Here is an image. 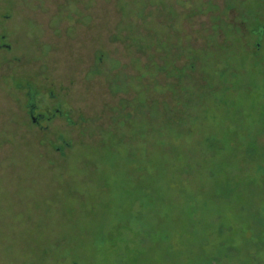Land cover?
Returning a JSON list of instances; mask_svg holds the SVG:
<instances>
[{
	"label": "rangeland",
	"instance_id": "374dc122",
	"mask_svg": "<svg viewBox=\"0 0 264 264\" xmlns=\"http://www.w3.org/2000/svg\"><path fill=\"white\" fill-rule=\"evenodd\" d=\"M0 264H264V0H0Z\"/></svg>",
	"mask_w": 264,
	"mask_h": 264
},
{
	"label": "water",
	"instance_id": "95a60500",
	"mask_svg": "<svg viewBox=\"0 0 264 264\" xmlns=\"http://www.w3.org/2000/svg\"><path fill=\"white\" fill-rule=\"evenodd\" d=\"M30 104L33 106V103L32 102ZM31 115H32V118H33V122L35 124H39L40 121H41V119L44 118V117L35 118L34 115H33V113H31Z\"/></svg>",
	"mask_w": 264,
	"mask_h": 264
},
{
	"label": "flooded vegetation",
	"instance_id": "af4514ba",
	"mask_svg": "<svg viewBox=\"0 0 264 264\" xmlns=\"http://www.w3.org/2000/svg\"><path fill=\"white\" fill-rule=\"evenodd\" d=\"M34 106V105H33ZM31 104H30V107L32 108V109H34V107H33ZM32 113H33V115H34V117L35 118H39V117H42V115H39L38 117H36L35 116V110H32Z\"/></svg>",
	"mask_w": 264,
	"mask_h": 264
}]
</instances>
